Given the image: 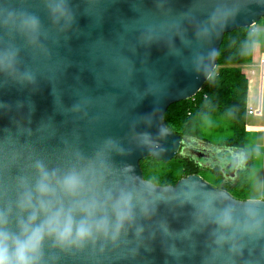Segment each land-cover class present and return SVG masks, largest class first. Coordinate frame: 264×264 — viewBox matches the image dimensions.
Returning <instances> with one entry per match:
<instances>
[{
  "label": "water",
  "instance_id": "obj_1",
  "mask_svg": "<svg viewBox=\"0 0 264 264\" xmlns=\"http://www.w3.org/2000/svg\"><path fill=\"white\" fill-rule=\"evenodd\" d=\"M261 19L264 0H0L5 258L264 264V200L140 168L182 154L233 178L238 158L182 148L163 116L201 90L224 35Z\"/></svg>",
  "mask_w": 264,
  "mask_h": 264
},
{
  "label": "trees",
  "instance_id": "obj_2",
  "mask_svg": "<svg viewBox=\"0 0 264 264\" xmlns=\"http://www.w3.org/2000/svg\"><path fill=\"white\" fill-rule=\"evenodd\" d=\"M262 23L264 19L251 28L224 35L216 66L201 90L194 98L171 105L163 116L165 127L181 138L182 148L213 154L228 151L238 158L239 170L233 178L216 166L178 154L166 164L152 158L142 160L144 180L166 187L188 176H198L237 201L250 199L255 136L246 129L248 80L240 66L251 61L253 46L261 39L254 28Z\"/></svg>",
  "mask_w": 264,
  "mask_h": 264
},
{
  "label": "rangeland",
  "instance_id": "obj_3",
  "mask_svg": "<svg viewBox=\"0 0 264 264\" xmlns=\"http://www.w3.org/2000/svg\"><path fill=\"white\" fill-rule=\"evenodd\" d=\"M264 50V49H263ZM252 59V58H251ZM251 62V61H250ZM249 62V63H250ZM249 63L243 64L247 67H241L242 72L246 75L249 83L248 90V98L250 97V93L253 91V87L251 86V81L253 78L250 76ZM248 64V65H247ZM256 74H259L258 66L254 67ZM252 90V91H251ZM262 91L264 92V84L262 87ZM256 107V102H255ZM248 127H252V132L255 133V141L253 149L256 151L254 157V171L251 179V190L249 193L250 200H262L260 194L264 191V100H263V110L261 116H251L247 119ZM218 154V153H216ZM231 157H234L230 154Z\"/></svg>",
  "mask_w": 264,
  "mask_h": 264
},
{
  "label": "crops",
  "instance_id": "obj_4",
  "mask_svg": "<svg viewBox=\"0 0 264 264\" xmlns=\"http://www.w3.org/2000/svg\"><path fill=\"white\" fill-rule=\"evenodd\" d=\"M254 30L257 31L260 34L261 39H260L258 44H255L253 46L252 59H251V62L249 63V68H252L251 70H249V72L251 73L250 76L253 78V80L251 81V86L253 87V91L251 90L252 93H250V97L249 98H248V94H247V109L246 110H249V109L254 110V109H256L258 104H259V102H261L262 110H263L264 92L262 90H260V71H261V61L264 62V50H263L264 49V23L260 24L259 26H256L254 28ZM256 66H258L259 74H256V72H255L254 67L256 68ZM241 67L243 68V67H247V66L246 65H241L240 69H241ZM241 71H242V69H241ZM263 71H264V65H263ZM248 90H249V83H248ZM255 102H256V107L254 105ZM251 116H255L256 117V115H254V114L248 115L246 113V129L248 131H250L251 133H253L254 136H255V133L252 132V130H253L252 127L250 128L247 125V119L249 117H251ZM262 193L260 194V196H261L260 198H262Z\"/></svg>",
  "mask_w": 264,
  "mask_h": 264
},
{
  "label": "clouds",
  "instance_id": "obj_5",
  "mask_svg": "<svg viewBox=\"0 0 264 264\" xmlns=\"http://www.w3.org/2000/svg\"><path fill=\"white\" fill-rule=\"evenodd\" d=\"M8 251V248L0 244V264H26V252L27 248L25 246H21L20 248L16 249L15 256H18V260H13L12 257L5 258V252Z\"/></svg>",
  "mask_w": 264,
  "mask_h": 264
},
{
  "label": "built area",
  "instance_id": "obj_6",
  "mask_svg": "<svg viewBox=\"0 0 264 264\" xmlns=\"http://www.w3.org/2000/svg\"><path fill=\"white\" fill-rule=\"evenodd\" d=\"M263 65H264V62L261 61V71H260V90H262V86H263V83H264V71H263ZM246 113L248 115H251V114H254L256 116H261L262 115V105H261V102H259L258 106L256 109L252 110V109H249V110H246Z\"/></svg>",
  "mask_w": 264,
  "mask_h": 264
},
{
  "label": "snow or ice",
  "instance_id": "obj_7",
  "mask_svg": "<svg viewBox=\"0 0 264 264\" xmlns=\"http://www.w3.org/2000/svg\"><path fill=\"white\" fill-rule=\"evenodd\" d=\"M68 183H69L70 186H73L74 183H75V181H74V179H69ZM67 231H68V229L66 228V229H65V233H64L65 235L67 234ZM83 233H84V229L81 228V235H82Z\"/></svg>",
  "mask_w": 264,
  "mask_h": 264
},
{
  "label": "flooded vegetation",
  "instance_id": "obj_8",
  "mask_svg": "<svg viewBox=\"0 0 264 264\" xmlns=\"http://www.w3.org/2000/svg\"><path fill=\"white\" fill-rule=\"evenodd\" d=\"M239 169H237V171H238Z\"/></svg>",
  "mask_w": 264,
  "mask_h": 264
}]
</instances>
